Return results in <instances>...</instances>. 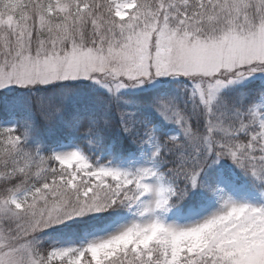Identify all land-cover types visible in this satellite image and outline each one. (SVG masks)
<instances>
[{
  "label": "snow or ice",
  "instance_id": "obj_1",
  "mask_svg": "<svg viewBox=\"0 0 264 264\" xmlns=\"http://www.w3.org/2000/svg\"><path fill=\"white\" fill-rule=\"evenodd\" d=\"M264 74V0H0V90L20 117L0 126V264H264V204L221 196L218 210L184 225L164 216L194 190L214 191L202 174L222 160L264 185V86L258 101L219 96ZM159 77L182 80V105H149L179 134L120 115L132 143L151 145L134 170L93 164L76 149L43 154L41 126L61 123L103 142L110 122L72 90L40 89L90 80L114 97ZM127 210L118 230L79 245L45 244L42 233Z\"/></svg>",
  "mask_w": 264,
  "mask_h": 264
},
{
  "label": "trees",
  "instance_id": "obj_2",
  "mask_svg": "<svg viewBox=\"0 0 264 264\" xmlns=\"http://www.w3.org/2000/svg\"><path fill=\"white\" fill-rule=\"evenodd\" d=\"M264 86V80L255 79L243 84H239L233 89L229 88L224 91L220 96L222 97H239L243 95L245 102H251L257 97V93ZM62 90H72L76 93L77 99H85L88 101L89 107L94 108V100L97 96H103L110 101L107 107H101L100 113L107 118L110 122V128L106 130L102 144L95 145L89 144L85 137L81 134H77L75 131L66 129L63 124L56 123L50 127L41 126L36 138L31 142L32 146H39L43 154H47L62 145H71L89 156L93 163H106L114 158H129L138 157L147 145H137L132 143L120 130V115L119 113H125V121L129 118L137 121H147L148 123L156 126H160V130L166 133V127L161 123L160 119L151 111L148 110L150 104L155 103L158 100L174 99L178 105H182L185 99L186 93L182 89V80H172L170 82L163 83L161 86L154 87L150 90L140 91L137 93L118 92L113 97L111 93L104 91L90 81H78V82H63L57 85H50L47 88L40 89L39 91L44 94H52ZM30 95L28 90L21 89L13 93L0 97V121L8 119H20L19 116L13 112L6 110L5 100L12 98H27ZM264 111V109H263ZM223 160L219 162L206 173L202 174L201 179H206L214 186L215 180L218 177L219 170L224 174H228L224 168L226 164ZM199 200H193L191 202L183 201L178 207H183L185 210H197V204ZM177 207V208H178ZM186 208V209H185ZM128 213L127 210H117L106 213H101L98 216L85 221L83 225L79 227L66 228L59 226L55 229H49L44 236H49V240L56 238L67 237L71 238L73 242H77L78 238L83 235L90 234L94 231L101 230L109 225L114 220ZM47 245V243H45Z\"/></svg>",
  "mask_w": 264,
  "mask_h": 264
},
{
  "label": "rangeland",
  "instance_id": "obj_3",
  "mask_svg": "<svg viewBox=\"0 0 264 264\" xmlns=\"http://www.w3.org/2000/svg\"><path fill=\"white\" fill-rule=\"evenodd\" d=\"M262 79L264 80V74L257 73L252 77H249L247 80L237 82L232 85H228L227 87L223 88L219 92V96L227 89H233L239 84L246 83L251 80L255 79ZM177 80L178 78L173 77H159L153 79L152 81L145 83L141 87L137 88H127L121 89L118 92H128V93H137L140 91L150 90L154 87L161 86L163 83L170 82L172 80ZM78 81H86V80H77V81H67V82H78ZM90 81V80H87ZM94 83L93 81H90ZM96 85V84H95ZM104 91L108 92L106 88L100 87ZM21 89L13 88V89H4L0 90V97L5 96L7 94L13 93ZM117 92V93H118ZM109 93V92H108ZM257 103H259L258 98L254 99ZM253 101V100H252ZM264 106H261L260 110L263 111ZM148 110L153 112L161 121L162 124L166 127V133L169 135H177L179 134V129L176 125L170 124L166 122L158 113H156L153 109L148 107ZM16 123L15 119H8L5 121H0V126H12ZM160 129V126H157ZM77 148L71 145H62L59 148L54 149L56 152H68L72 150H76ZM152 152L153 148L151 145H147L146 148L141 152L138 157H129V158H114L106 163L100 164H108L109 162L112 163L114 166H118L122 169L127 170H134L135 168L142 167V166H149L152 162ZM223 161V160H222ZM220 161V162H222ZM226 164L224 168L227 170L228 174H224L220 171L218 173V177L215 180L214 186L212 188L214 191H203L199 188L195 189L193 194L190 195L186 201L191 202L193 200H199L200 202L197 204V210H185L182 211L183 207L173 208L171 211L165 214L164 218L167 223H175V224H188L193 223L196 220L202 219L203 217L210 215L211 213L218 210L221 203V196L231 197L233 200L240 202V203H249L252 205H261L264 204V185H260L258 182L253 180L251 177H246L240 169L236 168V166L231 162V160L225 161ZM98 163V162H96ZM93 163V164H96ZM186 209V208H185ZM99 215V214H98ZM97 215V216H98ZM92 219V218H91ZM131 219V214L128 212L126 215L119 217L118 219L111 222L105 228L101 230L94 231L90 234L83 235L82 237L78 238L77 242H73L71 238L62 237L56 238L53 240H49V236H44L45 233L41 234V238L44 240V243L52 244L55 243L59 246H72V245H79L86 240L93 239L98 236H105L108 235L116 230H118L122 225L126 224ZM90 219L84 218V222Z\"/></svg>",
  "mask_w": 264,
  "mask_h": 264
}]
</instances>
